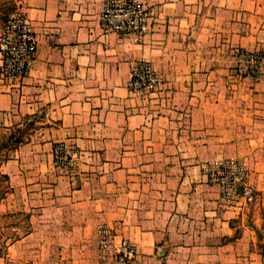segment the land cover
<instances>
[{
	"label": "crops",
	"instance_id": "obj_1",
	"mask_svg": "<svg viewBox=\"0 0 264 264\" xmlns=\"http://www.w3.org/2000/svg\"><path fill=\"white\" fill-rule=\"evenodd\" d=\"M105 1L20 0L38 50L23 77L0 58V212L29 215L38 264H121L102 223L143 264H264V81L219 80L234 48H264V0H141L140 34L105 29ZM139 58L162 76L145 96L129 87ZM61 140L73 172L54 163ZM222 156L247 162L252 201L223 202L205 171Z\"/></svg>",
	"mask_w": 264,
	"mask_h": 264
},
{
	"label": "built area",
	"instance_id": "obj_2",
	"mask_svg": "<svg viewBox=\"0 0 264 264\" xmlns=\"http://www.w3.org/2000/svg\"><path fill=\"white\" fill-rule=\"evenodd\" d=\"M150 10L141 0H106L100 18L107 30L122 34H140L149 25ZM38 50V38L26 12L18 8L6 20L0 30V58L5 77H23L34 67ZM241 71L262 73L263 56L242 50L237 55ZM243 65V66H242ZM129 87L143 96L155 89L162 80L153 62L136 59L131 67ZM57 167L73 172L79 154L71 143L61 140L53 148ZM247 162L237 156H222L209 162L205 171L209 180L218 186L223 202L246 204L255 198L256 189L249 180ZM98 247L121 264H143L134 244L128 239L116 237L112 227L102 223L98 228Z\"/></svg>",
	"mask_w": 264,
	"mask_h": 264
},
{
	"label": "rangeland",
	"instance_id": "obj_3",
	"mask_svg": "<svg viewBox=\"0 0 264 264\" xmlns=\"http://www.w3.org/2000/svg\"><path fill=\"white\" fill-rule=\"evenodd\" d=\"M20 4V0H0V30L9 16L16 9L21 8ZM242 50L255 52L263 56V68L261 74L247 73L240 70L241 64L237 60V55ZM223 75L224 77L219 80L264 81V48H234L232 64L228 67L227 74ZM25 132L26 131L23 132L21 130L20 133H15V136H22ZM7 135L8 134L5 133L4 130H0V161L5 157L6 148L10 145L6 141ZM5 188L6 178L0 171V200L4 197ZM29 219L27 213L0 212V264H38L36 253L38 246H30L28 242L21 241V235H23L27 229L29 230Z\"/></svg>",
	"mask_w": 264,
	"mask_h": 264
},
{
	"label": "trees",
	"instance_id": "obj_4",
	"mask_svg": "<svg viewBox=\"0 0 264 264\" xmlns=\"http://www.w3.org/2000/svg\"><path fill=\"white\" fill-rule=\"evenodd\" d=\"M22 139L20 136H17L16 139L14 140L16 143L20 142ZM6 145V144H4ZM7 146V145H6ZM5 178L7 177L5 174H4Z\"/></svg>",
	"mask_w": 264,
	"mask_h": 264
}]
</instances>
